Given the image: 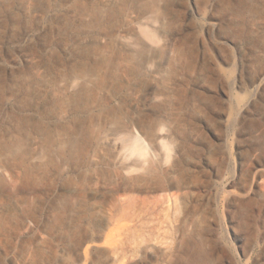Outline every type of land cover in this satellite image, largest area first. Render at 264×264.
<instances>
[{
  "label": "rangeland",
  "instance_id": "rangeland-1",
  "mask_svg": "<svg viewBox=\"0 0 264 264\" xmlns=\"http://www.w3.org/2000/svg\"><path fill=\"white\" fill-rule=\"evenodd\" d=\"M93 2L0 12V151L25 117L51 129L53 148L49 156L37 139L36 164L0 166V264H264V0H168L166 27L144 35L164 49L163 63L179 48L169 93L151 78L122 99L98 92L103 105L92 111H129L130 128L103 146L78 136L86 154L69 156L72 110L59 119L43 94L13 101V80L45 72L62 102L72 48L91 41L80 8ZM155 99L169 114L151 137ZM102 127L91 122L92 132ZM113 155L128 167L113 166ZM91 163L103 172H88Z\"/></svg>",
  "mask_w": 264,
  "mask_h": 264
},
{
  "label": "bare ground",
  "instance_id": "bare-ground-1",
  "mask_svg": "<svg viewBox=\"0 0 264 264\" xmlns=\"http://www.w3.org/2000/svg\"><path fill=\"white\" fill-rule=\"evenodd\" d=\"M38 1L0 0V12L12 13L16 7H22L29 13L35 12L39 9ZM250 1L252 6L259 2V0ZM80 19L86 35L91 36V41L88 45L72 48L77 61L70 68L68 76L63 78L68 95L62 102L59 101V96H56L57 87L54 79L45 72L44 74L34 72L30 78L16 77L13 80L16 92L11 96L15 101L21 96L20 94H25L23 99L26 100L32 97L37 98L41 94L49 95L48 111L54 115L56 113L59 119H63L66 112L72 110L69 113L75 123L72 129L65 130L63 133L67 136L66 138H69L65 141L69 156L70 148L78 149L75 155L86 154L83 146L85 140L77 139L78 136L85 139L94 138L97 145L103 146L107 144L106 140L109 137L125 136L124 132L130 128L131 122L127 118L131 114L129 111L125 114L121 111H112L108 113L110 116L101 111H92L103 105L102 101H98V92L108 88L113 96L121 98L130 94L135 83L143 84L151 78L153 88L157 92L168 94V75L174 71L180 53L179 48H173L170 57L167 54L166 61L163 63L164 49L153 43V37L144 35L145 30L153 35L166 27L168 0H94L90 5L80 8ZM97 31L103 34L104 39L99 38ZM155 73L158 77L154 76ZM24 89L26 93H23ZM152 104L159 114L149 122L147 121L145 129L148 136L156 135L157 137L154 127L163 115L162 112L165 115L169 111L163 110L165 107L159 99H155ZM48 118L47 114H42V122H46L45 119ZM94 119L103 123L102 128L104 126L107 128L92 132L90 127ZM38 121L41 120L37 117H25L17 122L14 128L16 140L4 143V148L2 147L0 151L3 155L0 158V166L28 167L27 164H31L30 166L36 164L34 161L39 157L38 147L41 148V146L34 145H37L36 140L40 138H45V142L40 144L45 145L44 151L51 156L50 153L53 150L49 144L51 129L40 127L41 123ZM123 145L128 146L132 153L133 151L140 154L146 153L139 140L131 142L125 140ZM111 162L113 166H117L120 163L118 155H113ZM126 163V161L120 163L121 167L122 165L125 168L128 167ZM38 165L44 166V163L41 162ZM95 170L103 172V169L95 166V163L94 166L91 163V166L87 168L88 172ZM146 170L152 171L155 167L148 163ZM152 178L158 185H162V179L159 176L152 175Z\"/></svg>",
  "mask_w": 264,
  "mask_h": 264
}]
</instances>
